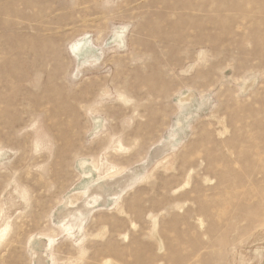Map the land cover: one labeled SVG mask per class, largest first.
<instances>
[{
    "label": "rangeland",
    "instance_id": "obj_1",
    "mask_svg": "<svg viewBox=\"0 0 264 264\" xmlns=\"http://www.w3.org/2000/svg\"><path fill=\"white\" fill-rule=\"evenodd\" d=\"M145 164L80 235L54 223ZM6 225L0 264H37L38 236L49 264H264V0H0Z\"/></svg>",
    "mask_w": 264,
    "mask_h": 264
},
{
    "label": "bare ground",
    "instance_id": "obj_2",
    "mask_svg": "<svg viewBox=\"0 0 264 264\" xmlns=\"http://www.w3.org/2000/svg\"><path fill=\"white\" fill-rule=\"evenodd\" d=\"M122 34L116 33V37L120 39V38H122ZM90 41L91 40H89V43H88V41H86L84 39L82 41L76 42L72 46V52L75 54L76 57L79 58L83 55H88V57H96V52L91 50ZM83 60H85V58ZM182 99L180 100V102H185V101L191 100V99H193V95H188V96L184 97L183 100ZM181 106H183V105H181ZM177 124H178V126L181 124L180 120H178L176 125ZM180 127H181V125H180ZM176 138H177V135L174 134L173 132H170V135H169L167 141H165L161 145V147L157 148L155 150V153L162 152V150L164 148H168V147L175 148V147H177V144H176L177 139ZM178 140H180V139H178ZM65 163H67V162H65ZM90 163H91V161H90ZM81 165L85 166V164H81ZM147 166L148 165L145 164L140 172H137L135 169L128 171L125 174L127 176L128 180L125 177L121 178V177H116L115 175H112L109 177V175L107 174L106 177H104V178L102 177L103 179H101V181L100 180H98V181L94 180L91 184H86L84 187V190L82 192L78 193L83 197L82 201H78V200H75L73 198H69V199L64 200V202L60 205V206H62V209L59 210L58 214L53 217L54 223L59 228H61L63 231L68 232L70 235H77V236L80 235L83 232L85 224L88 222L90 215L92 214L93 210L95 209L96 204H98L99 202H102V204L103 203L106 204L112 200L120 199L121 193L124 191V189L130 187V183L127 185H126V183L131 182L132 180H142L146 176V167ZM91 167L93 168V165ZM95 170H97V169H95ZM91 176H92V174L88 175V177H90L89 179H92ZM130 178H132V179H130ZM113 186L118 187L117 192L112 191ZM107 190L111 191L110 195L107 194V192H106ZM73 195H74V193H73ZM76 197L78 198V196H76ZM9 228H10V226L6 225L1 230L0 241L4 239ZM37 239H38L39 243L41 244V247L39 250L33 251V253L31 254L32 258L34 259V262L37 264H49L48 260H50V258H52L51 256H53L51 254L52 253L51 247H52L53 241H51V239L46 240L44 237H41V236H38ZM32 241H33V239L31 237L29 240V248L33 244Z\"/></svg>",
    "mask_w": 264,
    "mask_h": 264
}]
</instances>
